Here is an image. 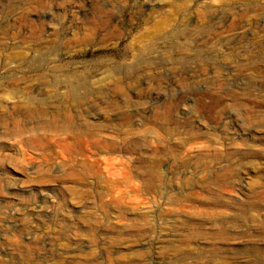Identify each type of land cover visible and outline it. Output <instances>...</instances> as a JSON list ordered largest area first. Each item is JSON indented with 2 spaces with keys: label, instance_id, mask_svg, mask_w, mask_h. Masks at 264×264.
Returning <instances> with one entry per match:
<instances>
[{
  "label": "rangeland",
  "instance_id": "obj_1",
  "mask_svg": "<svg viewBox=\"0 0 264 264\" xmlns=\"http://www.w3.org/2000/svg\"><path fill=\"white\" fill-rule=\"evenodd\" d=\"M7 94L0 264H264V0H0Z\"/></svg>",
  "mask_w": 264,
  "mask_h": 264
},
{
  "label": "bare ground",
  "instance_id": "obj_2",
  "mask_svg": "<svg viewBox=\"0 0 264 264\" xmlns=\"http://www.w3.org/2000/svg\"><path fill=\"white\" fill-rule=\"evenodd\" d=\"M105 14H106V13H105ZM232 16H233V15H232ZM114 17H115V16H114ZM239 19H240V18H239ZM91 20H92V19H91ZM109 20L111 21V18H110ZM109 20H105L107 24H109ZM232 20H233L234 22H236V20H238V19H235V18L233 17ZM105 21H103V22H105ZM213 23H214V22H213ZM97 24H98V23H97ZM219 24H220V23H219ZM221 24H222V23H221ZM239 24H240V23H239ZM105 25H106V24H105ZM90 28H91V27H90ZM96 30H97V29H96ZM67 81H68V80H67ZM91 82H93V81H91ZM91 82H90V83H91ZM94 82H95V81H94ZM66 83H67V82H66ZM68 83H70V82H68ZM73 83H74V82H73ZM73 83H72V84H73ZM84 83H85V82H84ZM72 84H71V85H72ZM74 84H75V83H74ZM92 84H93V83H91V85H92ZM81 85H82V84H81ZM76 86H78L77 83H76ZM86 86H88V85H85V86H83V87H86ZM63 87H65V85H63ZM72 87H73V86H71V88H72ZM66 88H67V85H66ZM66 88H64V90H66ZM73 88L76 89L77 87H73ZM73 88H72L71 91H73ZM78 89H79V88H78ZM64 90H63V91H64ZM76 90H77V89H76ZM76 90H75V92H76ZM71 91H67V94H68V92L71 93ZM76 93H77V92H76ZM76 96H77V95H76ZM78 96H79V94H78ZM0 97H2V96H0ZM9 99H10V97H9L8 94H7L6 96H3L2 99L0 98V104H1L0 106L6 105L4 102H8ZM14 99H15V98H14ZM26 99H27V98H26ZM11 100H12V99H10V101H11ZM15 100H16V99H15ZM263 100H264V99H263ZM28 102H29V103H33V99H32V98H28ZM225 102H226V101H225ZM262 103H263V101L261 102V104H262ZM257 104H259V103H257ZM252 112H253V111H252ZM255 113H256V112H255ZM255 113H254V115H252V116H253L254 118H256V119H259L258 122H260V121H261V119L259 118L260 116H259L258 114H255ZM252 114H253V113H252ZM258 116H259V117H258ZM257 117H258V118H257ZM262 123H264V121H263ZM262 123L260 124V127H261V128L264 126V124H262ZM199 132H201V131H199ZM199 132H198V133H199ZM198 133H197V134H198ZM201 134H202V133H200L199 136H200ZM203 135H204V134H203ZM209 139H210V138H209ZM181 140H182V139H181ZM210 140H211V139H210ZM213 140H214V139H213ZM213 140H212V141H213ZM108 142H109V141H108ZM179 142H180V141H179ZM183 143H184V142H183ZM186 143H187V142H186ZM95 145H96V144H95ZM110 146H111V145H110ZM78 147H79V146H78ZM184 147H185V146H184ZM110 148H111V147H110ZM122 148H123V147H122ZM103 149H104V148H103ZM111 149H112V148H111ZM107 151H108V150H107ZM157 166H158V165H157ZM158 171H160V170H157V172H158Z\"/></svg>",
  "mask_w": 264,
  "mask_h": 264
}]
</instances>
